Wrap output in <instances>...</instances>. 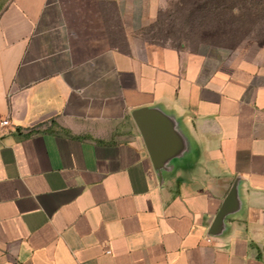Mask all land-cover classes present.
<instances>
[{"label":"crops","instance_id":"0c3cea01","mask_svg":"<svg viewBox=\"0 0 264 264\" xmlns=\"http://www.w3.org/2000/svg\"><path fill=\"white\" fill-rule=\"evenodd\" d=\"M170 2L0 0V264H264V46L148 41Z\"/></svg>","mask_w":264,"mask_h":264},{"label":"rangeland","instance_id":"374dc122","mask_svg":"<svg viewBox=\"0 0 264 264\" xmlns=\"http://www.w3.org/2000/svg\"><path fill=\"white\" fill-rule=\"evenodd\" d=\"M192 1L171 0L156 21L146 28V39L189 50L208 46L214 55L225 59L254 57L264 46V5L257 8L247 1V6L241 5L233 15L221 10L214 14L202 11L192 15Z\"/></svg>","mask_w":264,"mask_h":264},{"label":"water","instance_id":"95a60500","mask_svg":"<svg viewBox=\"0 0 264 264\" xmlns=\"http://www.w3.org/2000/svg\"><path fill=\"white\" fill-rule=\"evenodd\" d=\"M133 114L143 133L154 165L162 178V173L167 169L170 160L181 153L182 149H176L175 145L179 137L176 133L172 134L176 141L173 139L171 144L169 118L159 110L142 108L135 110Z\"/></svg>","mask_w":264,"mask_h":264},{"label":"trees","instance_id":"16d2710c","mask_svg":"<svg viewBox=\"0 0 264 264\" xmlns=\"http://www.w3.org/2000/svg\"><path fill=\"white\" fill-rule=\"evenodd\" d=\"M214 1L215 0H206L205 2L200 3L197 0H193L190 14L195 15L196 13L202 11H206L207 14H214L221 10L233 15L236 11L242 8L241 5L246 7L247 1L251 2V6L255 5L257 8H259L258 5H264V0H242L243 4H241V0H218L217 2ZM181 3L184 4V1H182Z\"/></svg>","mask_w":264,"mask_h":264},{"label":"built area","instance_id":"2783aa9c","mask_svg":"<svg viewBox=\"0 0 264 264\" xmlns=\"http://www.w3.org/2000/svg\"><path fill=\"white\" fill-rule=\"evenodd\" d=\"M9 125V120L8 119H1L0 118V127H5Z\"/></svg>","mask_w":264,"mask_h":264}]
</instances>
